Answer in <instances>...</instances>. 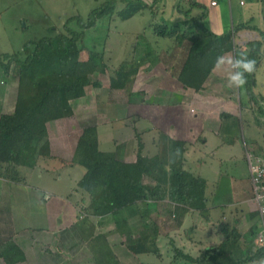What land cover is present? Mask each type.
<instances>
[{"label":"rangeland","instance_id":"rangeland-1","mask_svg":"<svg viewBox=\"0 0 264 264\" xmlns=\"http://www.w3.org/2000/svg\"><path fill=\"white\" fill-rule=\"evenodd\" d=\"M103 1L0 0V55L18 53L29 42L59 34L70 18L80 16L87 21L91 11ZM246 2L244 8L255 16V21L248 22L247 25L257 26L261 32L247 29L235 33L234 42L244 52L249 51L251 41L260 40L262 38L260 33L264 34V0H257L262 6L261 12L258 4H255L253 0H246ZM146 3L153 4L154 1ZM190 3L187 0H160L154 9L142 10L134 17L123 20L119 14L126 3L119 0L116 12L110 19H99L94 27L84 30L82 44L86 46V50L81 52L80 59L88 60L89 51L93 49L103 52V62L107 72L105 75L94 77L102 86L91 87L85 97L70 101L73 109L71 116L47 123L48 139L50 141L52 138L54 142L64 132L63 129L59 131L56 122L59 120L67 124L65 141L70 144V153L67 157H63L59 149L52 156L58 170L55 169L47 174L48 176L42 182L37 181L35 172L32 176L28 174L27 177V182L32 188H34L32 185H39L55 193V199L58 200L55 203L58 205L53 207L54 213L70 210V205L65 201L66 198H78V201L74 200L75 203L71 204V209L73 215L80 217L81 221L76 223L78 227L70 237L64 234L65 236L60 235L57 240V245L64 244L63 247L72 243V248H69L70 260L62 264H88L90 262L87 261L88 259L92 260L93 264H195L184 260L177 255V252L181 250L197 259L203 255L205 249L219 246L227 237L231 239L228 256L232 262L247 258L263 248L260 243H257L262 229L259 213L250 214L246 211L250 210L249 207H255L252 202L247 155L258 151V142L263 143L262 122L264 121L260 120L262 117L260 107L253 108L242 90L241 100L243 102L247 100L248 104V108L245 106L242 108L237 86L233 87L235 91L233 94L238 115L232 119L223 120L221 115L224 112L219 113L220 111L216 110L213 115L205 114L199 109L201 108L199 105H190L188 90L183 91L184 85L179 82L178 75L191 48L188 35L193 34L195 30L192 18L203 15L204 11L203 7V10L194 8ZM164 25L176 31L173 37H162L156 34L155 28ZM71 26L78 31H83L77 22H73ZM144 56L149 57L152 62L141 65L138 72L131 75L130 81L124 88H111L110 78L116 76V71L122 64L136 62ZM233 70L237 71L234 67ZM256 79L257 83L253 91L259 98L264 96V68H259ZM17 89L18 81L13 73L5 75L0 66V114L14 111ZM183 98H188L186 103L182 102ZM50 100L52 103L61 104L65 98L62 94H54ZM205 117H210L214 121H218L220 117L223 121L220 120V124L213 121L202 124ZM89 125L97 127L100 151L115 153L118 159L129 163L137 161L140 155L151 159L157 157L165 162L164 168L167 169L176 167L178 164V157L168 148L167 137L180 140L171 135L175 136L184 131L183 137L191 141L194 135L195 143H191L194 147L190 148L189 154L186 151L183 168L194 177L203 178L207 182L206 196L209 198L207 203L209 213L206 218L201 213L189 216L185 223L186 229L178 230L176 217L167 205H174L169 202V197H167L168 202L158 203L153 202L152 199L148 200L149 203L140 202L139 205L145 215L144 220L137 217L125 230H119L120 232L110 219L104 218L105 216L98 220L91 218L86 210L90 203L85 207L83 199L87 196L91 202V197L79 187L77 190L74 186L76 177L78 180L80 176L81 178L84 176L79 173L80 170H85L86 173L87 169L73 163L79 141ZM2 166L5 169L6 164ZM62 166L80 167L69 175L60 171ZM59 177L64 181L61 182ZM144 182L153 186L157 184L156 179L153 180L148 176ZM162 186L166 190L169 187L166 183H162ZM6 192L8 196L15 198L12 188L7 187ZM62 196L64 198H61ZM0 205L3 206L2 208L4 206L7 208L4 211L9 216L12 206L4 202ZM34 207L33 213L30 214L31 220L23 222L27 226L23 229L24 232H28L27 229L33 222L35 209H42L40 203L34 202ZM242 210L247 213L243 214ZM4 211L0 208V212ZM147 223L153 226L151 230H147L152 235L149 236V242L156 243L154 246L148 244L151 248L148 254H132L128 246L132 242L141 241L144 224ZM51 224L52 221L43 220L38 227L48 229ZM59 226L60 224H56L54 229ZM72 226L75 227L74 224L70 225L71 228ZM7 229H11L7 232L8 235L15 230V228L12 229L9 220L0 223L2 234H5L4 231ZM79 229L86 232L88 237L97 233L93 237L95 238L93 245H98V251L95 252L96 261L92 258L93 254L86 251ZM41 236L38 238L39 244H28L32 248L35 246L34 252L38 250L39 255L42 251L47 252L52 249L45 243L47 237ZM111 238L113 241L117 240L116 245L124 246L127 256L124 252L116 256L112 245L108 244L111 242L108 239ZM54 240L53 238V242ZM76 243L79 245L76 246ZM37 255L34 253V256H31V259H34L28 264H37L35 261ZM47 258H50L48 254ZM56 259L51 258L47 261L54 262ZM0 264L5 262L0 260ZM40 264L43 263L40 262ZM247 264H264V258Z\"/></svg>","mask_w":264,"mask_h":264},{"label":"trees","instance_id":"trees-1","mask_svg":"<svg viewBox=\"0 0 264 264\" xmlns=\"http://www.w3.org/2000/svg\"><path fill=\"white\" fill-rule=\"evenodd\" d=\"M120 1L126 3L119 14L123 20L134 17L142 10L154 9L159 3L155 1L149 5L143 0ZM189 1L192 6L197 4L195 0ZM118 3L119 0H104L91 11L87 21L80 16L70 18L59 34L29 42L18 53L0 55L3 73L7 76L13 73L18 81L14 111L0 114V166L5 163L13 170L20 166L34 168L40 157H50L47 123L71 116L73 109L70 101L85 97L91 87L102 86L94 77L107 72L103 52L90 50L88 60H81L80 54L86 50L82 40L85 36L84 30L94 27L99 19H110L116 12ZM205 16L206 12L203 11V15L192 18L195 30L188 35L191 48L180 81L185 87L201 90L219 63L218 58L234 51L235 59L245 58L254 62L251 72L236 69L243 72L245 80L239 88L246 90L252 107H260L261 114H264V103H261L263 100L256 98L253 91L256 71L264 58V34L260 33V40L251 41L249 51L244 52L234 42L235 33L247 29L261 32L257 26L240 23L232 31L218 35L204 25ZM73 22H77L83 31L72 28ZM155 31L162 37H173L176 32L167 25L158 26ZM148 62L152 61L144 56L136 62L122 64L116 71V76L110 78L111 88H124L131 75L136 74L139 67ZM54 94H62L65 101L61 104L52 103L50 97ZM240 103L244 108L245 103L241 99ZM221 116L223 120L236 117L228 113ZM167 139L168 148L178 157V164L171 169L164 168L165 162L157 157L151 159L140 155L137 161L129 163L118 159L115 153L102 152L98 146L97 127L89 125L85 128L73 163L87 169L78 187L91 197L90 206L86 209L91 218L112 216L116 229L125 230L137 217L144 220L140 202L149 203L148 200L151 199L159 202L167 197L176 206L173 214L178 227L181 225V218L190 211L195 210L202 215L209 212L206 180L194 177L183 168L188 142L169 137ZM146 176L156 179L157 184H146ZM162 183L169 186L167 190ZM144 227L141 241L132 242L128 246L134 254L151 252L148 244L149 236L152 235L147 230H151L153 226L147 223ZM152 231L154 232V228ZM230 240L227 237L219 246L205 249L203 255L197 259L181 250L177 255L195 264H247L264 258L263 247L247 258L232 262L228 256ZM155 243L153 241L149 245L154 246ZM0 256L6 264H17L26 260L24 251L14 241L0 244Z\"/></svg>","mask_w":264,"mask_h":264},{"label":"crops","instance_id":"crops-1","mask_svg":"<svg viewBox=\"0 0 264 264\" xmlns=\"http://www.w3.org/2000/svg\"><path fill=\"white\" fill-rule=\"evenodd\" d=\"M143 1L144 2H152V1L160 2V0H152V1L143 0ZM195 2L197 4L194 6V8L196 7V8L202 9L203 7L204 11L206 12V18L204 19V25L208 29H210L211 31H213L214 33L218 35H222V34L232 31L234 27L240 23H248V22L255 21V16L251 15L248 12V9L246 10L244 8V6L247 4L246 0H195ZM213 2H217L216 5H213L212 4ZM253 2L255 4L256 3L258 4V9L261 12L262 10L261 4L258 3L257 0H253ZM190 14L192 13L190 12ZM194 17H197V16H194ZM189 53H190V50H189ZM222 58L223 60L219 61V63L215 66L214 70L212 71V73L209 75V77L205 81L204 86L201 90L198 91L196 89L183 86L184 87L183 91L188 90V94L191 99L190 105L192 104L199 105L202 109L199 107L198 108L202 110V112L205 114L210 113L211 115H213L215 111L217 110V111H220L219 113L224 112V113L231 114L232 116H236L238 114L236 112L235 95L233 94L234 86L232 87L228 86V77L235 73L233 70V67L231 66V63H229L230 60L235 58V52L234 51L227 52L222 56ZM186 61L187 60L184 61L179 71V75H178L179 78L182 74V70H183V67ZM260 67L264 68V58L262 60L261 65L258 67L257 71L259 70ZM179 82L181 81L179 80ZM181 84L184 85L182 82ZM255 87H256V84L254 86V89ZM238 89H239V94H240L239 99H241L242 90L247 95L246 90L244 88L241 89L239 88V86H237V90ZM222 92H224V94H222ZM255 95L257 96L256 98H258V95L257 94ZM181 97L183 96L181 95ZM247 98H248V103H249L250 97L248 95H247ZM259 98L263 100V102L261 103H264V96H261ZM187 100L188 98H183L182 102L186 103ZM244 103H245V108L246 107L248 108L247 100H244ZM261 115L262 117L264 116V114H261ZM262 117L260 118V120L264 121V118ZM220 120H221L220 117L218 119L219 122L214 121L210 117H207V118L205 117L203 118L202 124L208 123L209 121H213L216 124L217 123L220 124L222 121ZM260 120L258 121L259 124H260ZM56 123H58L57 125H58L59 131L63 129L64 132L63 134H60L58 139L57 138L55 139V142L54 140H52V138L50 139V142H51V145H50L51 156L50 157H42L41 160H38L34 168H27V167L20 166V167H17L15 170H13L12 168H8L7 165L5 166V169H4V166H0V204L4 202L5 204L8 203L10 206H12V209L10 210L9 216H8L7 213L4 211V209L7 210V208H5V206L4 208H2L3 206L0 205V208L4 211V212H0V221L7 222V220H9L11 222L12 229L15 228V230H13V233L11 232L9 235L7 232L11 231V229H7V231L5 230L4 231L5 234H2V232L0 231V244L8 242V241H14L16 242L17 245H19V247L24 251L26 255V260L23 262L17 263V264H28L30 261L32 262L34 258L31 259V256H34V253L38 254L37 257L35 258V261L37 262V264H40V262H42L43 264H62L64 262H68V260H70V249L69 248H72V245H71L72 243L69 244V246L66 245V247H63L64 244L61 246L57 245L58 244L57 240L60 235L62 236L64 234L65 235L68 234V236L70 237L72 233H74L75 228L78 227L77 226L78 224L76 225V223L81 221L80 217L78 218L73 215V211L71 209V204L78 201V198H75V199H70L72 197L66 198L67 200L65 199V201L70 205V210L66 209L62 212L59 211L57 213H54L53 207L55 205H58L55 203V202H58V200L55 199L56 197L55 193H51L49 191V188L43 189V187L39 185L37 186L32 185L34 187L32 188L31 185L28 184L27 182L28 174H30L29 176H32L33 172L37 173L36 175L37 181L42 182L44 178L48 176L47 174L57 169L55 166L56 161L55 159L52 158V156L54 155V153H56V151L60 149L61 150L60 153H62L61 156L63 157H67L70 153V144L65 141L67 139L66 138L67 124H65V122H60L59 120ZM262 125L264 126V122H262ZM192 131L194 130L192 129ZM183 135H184V131L179 132V134L175 136L171 135V137H174V138L176 137L177 139L187 141L190 144L188 145L189 147L187 150L188 151L187 154H189L190 148L194 147L193 144L195 143V136L193 135V137L191 138V141H188L185 137H183ZM257 147H258V151L257 150L254 151L255 154L264 152V137H263V143L261 144L258 142ZM62 167L63 168L60 171L66 172L69 175H72L74 171L78 169L80 166H75V167L62 166ZM30 170H32V172H30ZM79 173H81L83 176L85 173V170H80ZM59 179L61 180V182L64 181V179L61 177H59ZM80 179H81V176H80ZM80 179L77 180V177L75 179L76 181L74 183L75 184L74 186L77 190H78V182L80 181ZM7 187L12 188L15 194V198H12L7 195V192H6ZM251 189H252V184H251ZM61 198H64V196H62ZM83 199L86 205L85 207H87V204L90 203L89 197L86 196V197H83ZM81 201L82 199L80 200V202ZM34 202L40 203L42 205V209L41 210L35 209L34 211L35 214L33 215V218H32L33 222H31V226L29 227V229H27L28 232H24L23 229L27 226H25L23 222H25V220L27 221L31 220L30 214L33 213L32 210L34 207ZM159 202L160 203L168 202V200L165 199ZM252 202L254 201L252 200ZM68 204L66 205L68 206ZM167 205L169 206V209L172 211L176 208L175 205H171V204L170 205L167 204ZM249 208L250 210H246V211L249 212L250 214L253 212L258 213L256 204L254 208L253 207H249ZM246 211L242 210L243 214L247 213ZM197 213L199 214L198 211L196 212L194 210V211H190L189 213L185 214L184 217L181 218V225L178 227V230L180 228L182 230H185L186 229L185 223L187 219L189 218V216L195 215ZM208 213L209 212L205 213L203 217L206 218ZM25 215H27L26 218H25ZM5 216H6V219H5ZM104 218L110 219V221L114 223V219L112 216H105ZM96 219L97 220L102 219V217L96 218ZM43 220L52 221V224L51 226L48 227V229H45V228L42 229L38 227ZM246 220L247 219H245V221ZM56 224H60V226L59 228L54 229ZM71 224H74L75 227L72 226L73 228H71L70 227ZM78 232L81 235L80 238L81 239L83 238L82 242L84 243V245H86L85 247L86 251L93 254L92 258L94 261H96L97 254H95V252L98 251L97 250L98 248L96 245H93L95 241V238L93 237H95L97 233L94 234L93 236L88 237V235H86V232L80 229L78 230ZM40 236L47 237V241L45 243H47L46 245L51 247L52 249L47 252L42 251L39 255L38 250L37 252H34L36 251L35 250L36 247L33 246L32 248L28 244L37 245V243L39 242L38 238ZM53 238L55 239L54 242H53ZM34 240H35V243H34ZM108 240L111 241V242H108V244L110 243L112 245L111 247L113 249V252L116 254V256H118L120 252H124L125 256H127L126 255L127 252L124 250L123 245L121 246L116 245L117 240L113 241L112 238ZM53 243L55 245H52ZM79 244H81V242H79ZM79 244L76 243L75 245L78 246ZM47 254L50 257L47 259H51V258L53 259L57 258V259L54 262L50 260L47 261L46 259ZM0 260L5 262L1 256H0ZM87 261H90L88 264H93L92 260L88 259Z\"/></svg>","mask_w":264,"mask_h":264},{"label":"built area","instance_id":"built-area-1","mask_svg":"<svg viewBox=\"0 0 264 264\" xmlns=\"http://www.w3.org/2000/svg\"><path fill=\"white\" fill-rule=\"evenodd\" d=\"M216 3L213 2L212 4L216 5ZM247 160L252 184L253 201L257 206L262 224L257 243H260L264 247V152L259 154L248 153Z\"/></svg>","mask_w":264,"mask_h":264},{"label":"clouds","instance_id":"clouds-1","mask_svg":"<svg viewBox=\"0 0 264 264\" xmlns=\"http://www.w3.org/2000/svg\"><path fill=\"white\" fill-rule=\"evenodd\" d=\"M220 61L223 58H218ZM229 63L236 69H242L243 72H251L253 70L254 62L251 60H247L245 58H238L235 60H230ZM242 71H236L234 74L228 77V86H239L245 83L244 76Z\"/></svg>","mask_w":264,"mask_h":264}]
</instances>
